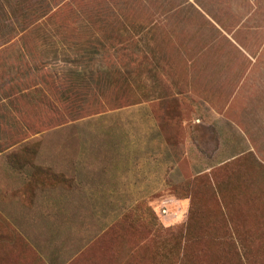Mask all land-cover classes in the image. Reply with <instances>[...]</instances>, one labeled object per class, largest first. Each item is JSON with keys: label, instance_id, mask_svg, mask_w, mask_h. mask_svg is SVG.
Segmentation results:
<instances>
[{"label": "rangeland", "instance_id": "1", "mask_svg": "<svg viewBox=\"0 0 264 264\" xmlns=\"http://www.w3.org/2000/svg\"><path fill=\"white\" fill-rule=\"evenodd\" d=\"M0 264H264V0H0Z\"/></svg>", "mask_w": 264, "mask_h": 264}, {"label": "crops", "instance_id": "2", "mask_svg": "<svg viewBox=\"0 0 264 264\" xmlns=\"http://www.w3.org/2000/svg\"><path fill=\"white\" fill-rule=\"evenodd\" d=\"M154 131H156V129H149V131L147 132V134H151V135H154ZM203 162H206V161H203ZM99 162H77V165L79 168L81 167H91V166H96V165H99V166H103L105 165L104 162H100V164H98ZM106 163V162H105ZM109 166L111 167L112 166V162L109 164Z\"/></svg>", "mask_w": 264, "mask_h": 264}]
</instances>
